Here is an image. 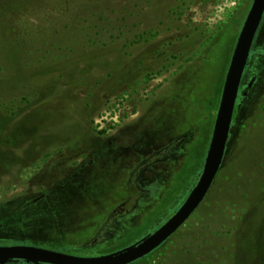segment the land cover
<instances>
[{
	"label": "rangeland",
	"instance_id": "rangeland-1",
	"mask_svg": "<svg viewBox=\"0 0 264 264\" xmlns=\"http://www.w3.org/2000/svg\"><path fill=\"white\" fill-rule=\"evenodd\" d=\"M252 1L0 0V245L105 254L166 221ZM129 264H264V13L208 192Z\"/></svg>",
	"mask_w": 264,
	"mask_h": 264
},
{
	"label": "water",
	"instance_id": "water-1",
	"mask_svg": "<svg viewBox=\"0 0 264 264\" xmlns=\"http://www.w3.org/2000/svg\"><path fill=\"white\" fill-rule=\"evenodd\" d=\"M263 13L264 0H253L226 72L202 171L184 201L166 221L137 242L100 255H76L28 244L0 245V264L20 259L34 264H128L152 251L182 225L205 197L221 165L240 80Z\"/></svg>",
	"mask_w": 264,
	"mask_h": 264
},
{
	"label": "flooded vegetation",
	"instance_id": "flooded-vegetation-1",
	"mask_svg": "<svg viewBox=\"0 0 264 264\" xmlns=\"http://www.w3.org/2000/svg\"><path fill=\"white\" fill-rule=\"evenodd\" d=\"M124 202L122 203H119L118 205H116L114 207V209L112 210L111 212V216H114L116 217L117 215H122L124 214L125 212H127L126 209H124V205H123ZM161 225V224H160ZM159 225V226H160ZM15 244V243H14ZM16 244H25V243H16ZM29 245V244H28ZM41 247V246H40ZM53 249V248H51ZM57 250V249H56ZM119 250V249H118ZM61 251V250H59ZM63 252H66V251H63ZM67 253H70V252H67ZM106 254V253H105ZM77 255V254H76ZM100 255V254H98ZM89 256V255H88ZM133 262V261H132ZM131 263V262H130ZM3 264H34V263H31V262H25L24 260H17V261H11V262H6V263H3ZM41 264H48V263H41ZM129 264V263H128Z\"/></svg>",
	"mask_w": 264,
	"mask_h": 264
}]
</instances>
